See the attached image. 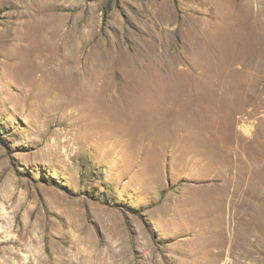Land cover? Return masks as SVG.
Returning a JSON list of instances; mask_svg holds the SVG:
<instances>
[{
	"label": "rangeland",
	"instance_id": "374dc122",
	"mask_svg": "<svg viewBox=\"0 0 264 264\" xmlns=\"http://www.w3.org/2000/svg\"><path fill=\"white\" fill-rule=\"evenodd\" d=\"M0 264H264V0H0Z\"/></svg>",
	"mask_w": 264,
	"mask_h": 264
}]
</instances>
